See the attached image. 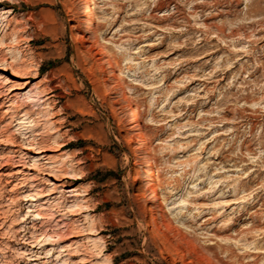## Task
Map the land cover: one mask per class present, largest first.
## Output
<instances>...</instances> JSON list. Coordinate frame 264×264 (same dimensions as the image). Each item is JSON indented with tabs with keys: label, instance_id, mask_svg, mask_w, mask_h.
I'll return each instance as SVG.
<instances>
[{
	"label": "rangeland",
	"instance_id": "374dc122",
	"mask_svg": "<svg viewBox=\"0 0 264 264\" xmlns=\"http://www.w3.org/2000/svg\"><path fill=\"white\" fill-rule=\"evenodd\" d=\"M91 1L0 0V264H264V0Z\"/></svg>",
	"mask_w": 264,
	"mask_h": 264
},
{
	"label": "bare ground",
	"instance_id": "6f19581e",
	"mask_svg": "<svg viewBox=\"0 0 264 264\" xmlns=\"http://www.w3.org/2000/svg\"><path fill=\"white\" fill-rule=\"evenodd\" d=\"M83 9H84V20L86 22V30L90 35L89 37L93 40V43L94 42L97 43L98 32H97L96 24L94 21V10L92 8V1L91 0H83ZM99 53L101 54L100 58L104 59V63L110 66L111 61H110L109 55L106 54V52L104 51V49L102 47L99 48ZM112 72H113L112 75L114 78L113 80L118 82V80L120 79L119 78L120 77V74H119L120 71L119 72L112 71ZM25 83H28V81H26ZM18 88L22 89L23 87H18ZM31 92L32 91L29 89L28 94H31ZM18 93H20V92H18ZM129 93L130 92H126V91L124 92L123 91V95L121 96L123 101H128V99L130 98ZM129 102L127 104L128 121L131 124V127H132L134 133L136 135L140 136V138L138 140V146H139L141 152L143 153L142 154L143 160H144L145 166L147 168V176L145 178V188L147 189V191L149 193V199H151V201L155 204V206L160 207V214L164 218V217L169 216L171 209H170L169 205H167V204L165 206H162V201L160 200V194L158 193L157 182H156L157 181V176H156L157 169L154 166V162H153L154 156L152 155V153L150 152V149L148 147V138L145 135H142V133H141L140 124L138 122V119H139L138 110L136 109V107L131 102L130 103ZM73 190L74 189H71L69 191H73ZM33 200H34V198H33ZM36 215H37V218H42L40 213L37 212ZM174 221L176 224H179V220L176 217H175ZM49 237H51V236H49Z\"/></svg>",
	"mask_w": 264,
	"mask_h": 264
}]
</instances>
